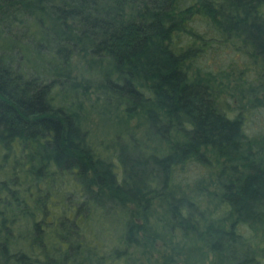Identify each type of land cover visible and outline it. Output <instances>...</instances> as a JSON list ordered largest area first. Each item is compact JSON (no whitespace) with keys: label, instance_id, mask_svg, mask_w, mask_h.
<instances>
[{"label":"trees","instance_id":"16d2710c","mask_svg":"<svg viewBox=\"0 0 264 264\" xmlns=\"http://www.w3.org/2000/svg\"><path fill=\"white\" fill-rule=\"evenodd\" d=\"M254 109L264 0H0V264H264Z\"/></svg>","mask_w":264,"mask_h":264},{"label":"rangeland","instance_id":"374dc122","mask_svg":"<svg viewBox=\"0 0 264 264\" xmlns=\"http://www.w3.org/2000/svg\"><path fill=\"white\" fill-rule=\"evenodd\" d=\"M225 55H230L232 57H236L233 53L230 51L227 52ZM207 58V63L210 64V67H215L216 62H217V56L211 58L210 55ZM223 57V56H222ZM237 67L239 66L238 64L236 65ZM238 69H242L241 67H238ZM264 112L259 110V109H254L252 110L249 114H247V126L249 127L250 130H261L264 131ZM84 120H83V125L86 129H88V135L93 142L98 145L101 143V141H106L108 137H105L101 134L100 132V127L96 126L97 124L95 123L96 118L93 112H87L84 115ZM107 228L110 231V235L108 236L109 239L114 241V236H115V230L113 232V229H115V225L117 222H115L112 218H110L108 221L104 222ZM88 245H92L94 248H98L99 250L102 248V243L93 237L88 238ZM86 248L87 246H83V249L80 251V260L82 264H90L92 262L91 260L86 259L84 256L86 254ZM89 262V263H88Z\"/></svg>","mask_w":264,"mask_h":264}]
</instances>
